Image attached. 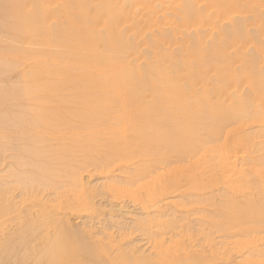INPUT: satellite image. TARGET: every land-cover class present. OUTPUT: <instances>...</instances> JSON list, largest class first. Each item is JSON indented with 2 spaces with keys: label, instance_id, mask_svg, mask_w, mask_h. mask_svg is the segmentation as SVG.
<instances>
[{
  "label": "bare ground",
  "instance_id": "6f19581e",
  "mask_svg": "<svg viewBox=\"0 0 264 264\" xmlns=\"http://www.w3.org/2000/svg\"><path fill=\"white\" fill-rule=\"evenodd\" d=\"M0 264H264V0H0Z\"/></svg>",
  "mask_w": 264,
  "mask_h": 264
},
{
  "label": "rangeland",
  "instance_id": "374dc122",
  "mask_svg": "<svg viewBox=\"0 0 264 264\" xmlns=\"http://www.w3.org/2000/svg\"><path fill=\"white\" fill-rule=\"evenodd\" d=\"M54 143H55V141H54ZM27 205H32L31 203H28Z\"/></svg>",
  "mask_w": 264,
  "mask_h": 264
}]
</instances>
